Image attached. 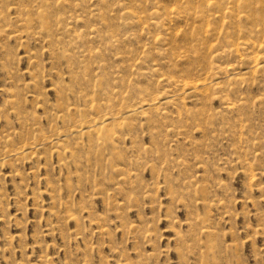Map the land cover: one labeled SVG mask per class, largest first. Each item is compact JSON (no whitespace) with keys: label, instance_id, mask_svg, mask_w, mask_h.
<instances>
[{"label":"rangeland","instance_id":"1","mask_svg":"<svg viewBox=\"0 0 264 264\" xmlns=\"http://www.w3.org/2000/svg\"><path fill=\"white\" fill-rule=\"evenodd\" d=\"M23 1L29 4L35 0H9L7 5L1 0L0 3V8L6 7L4 14L8 12V22L14 23L8 28L6 22L5 25L1 22L0 29L24 31L25 34L22 33V40L9 38L7 35L0 36V264H204L198 255V247L193 249L194 252L182 247V244L198 246V241L190 238L192 232L200 242H206L207 237H203L198 231L203 220V224L211 225L215 231L216 248L214 254L211 253L205 259L207 264H264V193L258 189L260 184L264 185V79L261 75L254 78L249 70H242L244 74L241 76L246 78L238 85L235 84L236 89L231 86L230 73L219 74L217 80L228 86L230 84L229 87L234 89L232 94L246 98L247 105L241 107L242 111L239 108L223 113L221 101L217 98L202 107L201 98L197 100L199 97L187 96L178 107L168 108V105L160 104L164 102L161 100L157 105L161 106L164 112L162 114L138 113L134 117L121 119V126L112 121V125L106 128L116 135L114 144L111 145L95 134H73L75 126L107 113L108 109L102 106L100 108L99 104L106 103L108 96L114 91L120 90L118 95H112L110 99V104L116 109L126 107L136 101L137 97L147 93L163 98L164 90L171 89L172 86L162 80L178 81L191 68L194 70L195 65V68H200L201 63L188 57L195 55L190 43L197 44L198 41L191 38V33L170 30L166 16L155 18L151 13V4L143 5V11L138 0H105V5L100 3L102 0H68L65 7L55 5V0H47L50 3L44 4L42 8L49 13L50 31L41 30L42 35L33 38L27 36V33L40 30L39 25L26 28L20 23L16 26L17 23L14 22L19 16V3L22 4ZM157 1L164 7H170L169 0ZM70 2L73 4L69 5ZM125 10L131 11L133 16L129 17ZM51 12L56 16L51 15ZM67 17H70L69 20ZM175 19L177 17L173 18L171 24H181L180 29H183L185 22ZM52 24L54 25L51 26ZM65 24L68 26L66 29ZM144 28L146 29L143 30ZM73 39H78L81 45L76 41L72 42ZM208 41L211 43L210 39ZM104 45H108V48ZM95 50L97 56L94 55ZM75 56L78 60H74ZM233 59L224 57L213 60L211 64L221 67L238 65ZM151 86L155 87L153 89L156 93L152 92ZM79 87L81 88L78 89ZM144 87L147 89L143 90ZM229 91L224 93L236 98ZM170 96L174 97V94ZM12 97L19 102L13 105L10 102ZM91 103L96 105V109L89 108ZM251 107L252 110H249ZM155 115L156 118H153ZM231 117L234 118L232 121ZM198 118L203 119L202 122L205 120L204 123ZM140 120L142 121L138 122ZM153 126L156 129L153 130ZM9 133L10 137L2 141V137ZM19 140L22 141L19 143ZM33 143L40 145L31 148ZM57 144L62 148H58ZM93 144H96V149ZM134 145L138 147L137 150ZM124 149L126 150L123 151ZM190 160H193L192 164ZM105 162L107 164L104 168ZM209 164H213L212 169ZM192 165L195 171L198 169L197 172L191 168ZM187 168L188 171L185 170ZM246 168H253L254 172L260 173L251 180ZM190 182H194L192 187H189ZM214 200H221L225 207H216ZM192 224L198 225H195L197 233L192 229ZM181 252L184 255L180 256Z\"/></svg>","mask_w":264,"mask_h":264},{"label":"bare ground","instance_id":"2","mask_svg":"<svg viewBox=\"0 0 264 264\" xmlns=\"http://www.w3.org/2000/svg\"><path fill=\"white\" fill-rule=\"evenodd\" d=\"M3 1H5V3L7 2L8 3V1L9 0H3ZM13 1V0H12ZM31 0H29V2H30ZM51 1H53V0H51ZM119 1V0H118ZM139 2H140V7H141V9L143 10V11H145V6H143V5H148V4H151V13L153 14V16L155 17V18H160V17H163V16H166V18H168V19H166V20H168V22H166L167 24H169L170 23V30L171 29H174V30H177V31H179V32H183L184 34H192L193 36L191 37L194 41L196 40V41H198V43L197 44H193V42L192 41H190V42H192V43H190V45H191V51L192 52H195V55H193V56H188L189 58H192L193 60H195V61H197V62H199V63H201V66H200V68L199 67H197V68H195V66H194V70H192V68H191V71H189V72H186L183 76H182V79L181 80H174V81H172V80H170V79H165V80H162L164 83H166V84H169V86H172V88L171 89H165L164 90V97L163 98H161V99H159V97L157 96V95H151V94H149V93H147V95H144V96H141L140 98H136V97H132V98H136L135 100L136 101H134L133 103H129L126 107H121V108H118V109H116V108H114V107H112V105L110 104V99H111V97H112V95H114V96H116V95H118L119 94V92H120V90H119V92L118 91H114V92H112L111 93V95H109L108 96V99H107V101H106V103H102L103 105H101V104H99V107L100 106H102V107H104V108H107L108 109V111H107V113H105V114H103V115H100L99 116V118H97V119H95V118H92V119H90V120H85L84 121V123L83 124H80V125H77V126H75V130L72 132L73 134L74 133H78V132H83V133H86V134H92V136H93V134H95V135H97V136H100V138H102L104 141H106V142H110L109 143V145H111V143L112 144H114V139L116 138V135H115V132H111V131H108V130H106V128L107 127H109L110 125H112V123H117V126H121L122 125V123L123 122H119V121H121V119H125V118H128L129 116H133L134 117V115L135 114H147L148 112H154L155 114H162V113H164V112H162L163 110H162V108H161V106L160 105H157V104H159L160 103V101L161 100H164V102H161L160 104L162 105V104H164V105H168V108H170V107H175V106H180V105H182V103L184 102V100L185 99H187L188 97L187 96H191V97H199V98H197V100L198 99H200L201 100V104H202V107L203 106H206V105H208L209 104V101L210 100H213V99H215V98H217L218 100H220L221 101V104H222V111H223V113L224 112H233V111H235V110H238L239 108H240V110H241V107L243 108V107H246L245 106V104L247 105V102L245 101L246 100V98H244V97H237L234 93V95L232 94V92L231 91H234V89L233 88H236V86H235V84L236 85H238V83L239 82H242V80H244L245 81V76H244V78L241 76V75H243L244 73V71H250L251 73H253L254 74V78L256 77V76H258V75H261L260 77L262 78V79H264V0H169V4H170V7L169 8H167V7H164V6H162L157 0H138ZM22 2V1H21ZM25 1H23V3L21 4V3H19L20 5H19V9H18V11H19V16H17L16 18H15V23H17V25L16 26H18V24L20 23V24H22V25H24L26 28H28V27H31V26H35L36 27V25H39L40 26V30H38V31H35V30H33V31H29L28 33H27V36H30V37H33V38H39L40 37V35H42L41 33H42V31L43 30H45V31H50V25H49V20H48V15H49V13H48V11H46L45 9H43L42 7H43V5L44 4H47V3H50V2H48L47 0H35L34 1V3L32 2V3H29V4H26V3H24ZM68 0H55V2H54V4L55 5H58V4H60L61 6H66V5H68ZM124 2V1H123ZM134 2H135V0H134ZM0 3H1V0H0ZM7 3H6V5H7ZM98 3V2H97ZM100 3H102V4H104L105 3V0H102V1H100ZM107 3V2H106ZM148 3V4H147ZM11 4V3H10ZM71 4H73V2H70L69 3V5H71ZM75 4V3H74ZM111 4V3H110ZM137 4V3H136ZM90 5V4H89ZM100 5V4H99ZM98 5V6H99ZM105 5V4H104ZM112 5V4H111ZM117 5H120V4H117ZM132 5V4H131ZM1 6V5H0ZM14 6V5H13ZM18 6V5H17ZM75 6V5H74ZM98 6H96L95 5V7H98ZM129 6V5H128ZM134 6H137V5H134ZM12 7V6H11ZM80 7V6H79ZM53 8V7H52ZM51 8V9H52ZM55 8V7H54ZM81 8V7H80ZM110 8V7H109ZM58 9V8H57ZM68 9V8H67ZM70 9V8H69ZM68 9V10H69ZM75 9H76V7H75ZM6 10V7H1L0 8V24H1V22H6V23H4V25L6 24V26H8V28H10V25H12V24H14V23H11L10 21L8 22V17L6 16V14L8 13V12H6V14H4L5 11ZM68 10H67V12H68ZM94 10V9H93ZM105 10H106V8H105ZM92 11V10H91ZM100 11V10H99ZM108 11V10H107ZM111 11V10H110ZM52 12H53V10H52ZM51 12V15H54V16H56V14L55 13H52ZM70 12V11H69ZM68 12V13H69ZM84 12V11H83ZM117 12V11H116ZM124 12H126V10L124 11ZM12 13V12H11ZM76 13V12H75ZM93 13V12H92ZM139 13V12H138ZM126 14H128L129 15V17L130 16H133V13L131 12V11H127L126 12ZM50 15V16H51ZM61 15V13L59 14V16ZM75 15V14H74ZM107 15H110L109 13L107 14ZM135 15V14H134ZM143 15V14H142ZM146 15V14H145ZM8 16H9V14H8ZM83 16V15H82ZM90 16H91V14H90ZM99 16H100V14H99ZM148 16V15H147ZM80 17V16H79ZM86 17V16H85ZM92 17V16H91ZM91 17H90V19H91ZM116 17V16H115ZM139 17H141V15L140 16H138V18ZM148 17H150V16H148ZM177 17V19H182L185 23V26H184V28L183 29H180V25L181 24H179V26H176V24L175 25H172L171 24V21H173V18H176ZM13 18V17H12ZM68 18V20H69V18L70 17H67ZM72 18L74 19V17L72 16ZM52 19H53V17H52ZM75 19H77V17L75 18ZM86 19V18H85ZM177 19H175V20H177ZM53 20H55V19H53ZM79 20V19H78ZM62 21H63V23L65 22L64 21V19H62ZM66 21H67V19H66ZM150 21V20H149ZM148 21V22H149ZM74 22V21H73ZM83 22V21H82ZM81 22V23H82ZM92 22V21H91ZM109 22V21H108ZM116 22V21H115ZM137 22V21H136ZM135 22V23H136ZM151 22V21H150ZM154 22V21H153ZM77 23V22H76ZM165 23V24H166ZM55 24V23H54ZM54 24H52L51 26H53ZM84 24V23H83ZM96 24H97V22H96ZM126 24V23H125ZM128 24V23H127ZM151 24V23H150ZM157 24V23H156ZM164 24V25H165ZM71 25V24H70ZM79 25H80V23H79ZM82 25V24H81ZM87 25H88V23H87ZM94 25H95V22H94ZM146 25V24H145ZM73 26V25H72ZM90 26H92V24H90ZM97 26H99V25H97ZM96 26V27H97ZM110 26V25H109ZM12 27V26H11ZM13 27H15V25H13ZM56 27V26H55ZM60 27V26H59ZM66 27H68L67 26V24H65L64 25V28L66 29ZM82 27H83V25H82ZM146 27V26H145ZM151 27V26H150ZM52 28H54V27H52ZM78 28H79V26H78ZM109 28V27H108ZM113 28H114V25H113ZM118 28V27H117ZM140 28V27H139ZM16 29V28H15ZM15 29H13V30H15ZM19 29V28H18ZM59 29V28H58ZM85 29H87V28H85ZM106 29V28H105ZM146 28H144L143 30H145ZM42 30V31H41ZM54 30H56V29H54ZM88 30V29H87ZM87 30H86V32L85 33H87ZM96 30V29H95ZM100 30V29H99ZM57 31H59V30H57ZM74 31V30H73ZM89 31L90 30H88V33H89ZM111 31V30H110ZM135 31H137V30H135ZM173 31V30H172ZM190 31V32H189ZM24 31H22V32H18V31H8L7 29H4V28H1L0 29V36L1 35H7L9 38L10 37H12V38H14L15 40H22V38H23V33ZM54 32V31H53ZM65 32V31H64ZM101 32V31H100ZM107 32V31H106ZM113 32V31H112ZM158 32V31H157ZM165 32H166V30H165ZM23 33V34H22ZM55 34L57 33V32H54ZM59 33V32H58ZM73 33V32H72ZM79 33H80V31H79ZM90 33H91V31H90ZM93 33V32H92ZM139 33V32H138ZM162 33V32H161ZM167 33V32H166ZM46 34V33H45ZM98 34V33H97ZM129 34H131L130 32H129ZM25 35V34H24ZM89 35V34H88ZM116 35H118V33L116 34ZM122 35V34H121ZM53 36H54V34H53ZM58 36V35H57ZM60 36V35H59ZM66 36V35H65ZM75 36V35H74ZM73 36V38H77V37H74ZM103 36H105V35H103ZM108 36V35H107ZM107 36H105V37H107ZM158 36V35H157ZM159 36H161V35H159ZM166 36H167V34H166ZM184 36H186V35H184ZM29 37V38H30ZM42 37V36H41ZM55 37V36H54ZM72 37V36H71ZM79 37V36H78ZM121 37V36H120ZM161 37H163L164 38V36H161ZM172 37V36H171ZM171 37H170V39H171ZM9 38H7V39H9ZM51 38H52V36H51ZM55 38H58V37H55ZM80 38V37H79ZM114 38V37H113ZM118 38V37H117ZM153 38V37H152ZM158 38V37H157ZM107 39V38H106ZM109 39V38H108ZM208 39H210L211 40V43L208 41ZM47 40V39H46ZM52 40H54V39H52ZM57 40V39H56ZM80 40V39H79ZM105 40V39H104ZM110 40V39H109ZM116 40V39H115ZM114 40V41H115ZM118 40V39H117ZM121 40V39H120ZM59 41V40H58ZM75 42L76 41V39L74 40H72V42ZM111 41V40H110ZM179 41V40H178ZM185 41V40H184ZM207 41H208V43H207ZM54 42H55V40H54ZM76 42H80V41H78V39H77V41ZM181 42V41H180ZM24 43V42H23ZM68 43V42H67ZM87 43V42H86ZM99 43V42H98ZM110 43V42H109ZM120 43V42H119ZM63 44V43H62ZM74 44V43H73ZM80 44V43H79ZM122 44V43H121ZM186 44V43H185ZM60 45H61V42H60ZM67 45V44H66ZM81 45V44H80ZM172 45V44H171ZM187 45H189V44H187ZM186 45V46H187ZM51 46V45H50ZM52 46H54V45H52ZM83 46V45H82ZM81 46V47H82ZM88 46V45H87ZM98 46V45H97ZM108 46V45H107ZM107 46H105L104 45V47H106V49L108 48ZM154 46V45H153ZM170 46V45H169ZM59 47V46H58ZM177 47V46H176ZM62 48V47H61ZM93 48H94V46H93ZM102 48V47H101ZM110 48V47H109ZM175 48V47H174ZM178 48V47H177ZM66 49H68V48H66ZM73 49V48H72ZM71 49V50H72ZM78 49H81L80 47L78 48ZM87 49V48H86ZM94 49H96V48H94ZM104 49V48H103ZM162 49V48H161ZM9 50V49H8ZM89 50V49H88ZM88 50H86V51H88ZM113 50V49H112ZM57 51H60V50H57ZM56 51V52H57ZM80 51V50H79ZM96 51V50H95ZM97 51H99L98 49H97ZM97 51L95 52V56H97L96 55V53H97ZM120 51V50H119ZM171 51V50H170ZM180 51V50H179ZM10 53H11V51H9ZM68 52V51H67ZM151 52V51H150ZM61 53H63V52H61ZM69 54H70V52H68ZM82 52L80 51V54H81ZM88 53V52H87ZM94 53V52H93ZM170 53H173L172 51L170 52ZM184 53V52H183ZM12 54V53H11ZM126 54V53H125ZM177 54H178V52H177ZM187 54V53H186ZM9 55V54H8ZM117 55V54H116ZM169 55V54H168ZM172 55V54H171ZM73 56V55H72ZM77 56V55H76ZM75 56V58L76 59H74V60H78L77 58L78 57H76ZM80 56V55H79ZM90 57V56H89ZM118 57V56H117ZM127 57V56H126ZM125 57V58H126ZM178 57V56H177ZM224 57H233L234 59H233V61L235 60V61H237L238 62V65H234V66H230V67H221V65H219V66H215V65H213V64H211L212 63V61L213 60H218V59H222V58H224ZM11 58V57H10ZM84 58H86V57H84ZM88 58V57H87ZM96 58V57H95ZM132 58V57H131ZM179 58V57H178ZM31 59V58H30ZM72 59H73V57H72ZM104 59V58H103ZM102 59V60H103ZM122 59H123V57H122ZM129 59V58H128ZM175 59V58H174ZM14 59H12V61H13ZM169 60V59H168ZM178 60V59H177ZM176 60V61H177ZM11 61V62H12ZM89 61V60H88ZM93 62H94V60H92ZM97 61V60H96ZM99 61V60H98ZM101 61V60H100ZM158 61H160V60H158ZM170 61V60H169ZM189 61V60H188ZM194 61V62H195ZM71 62V61H70ZM76 62V61H75ZM91 62V61H90ZM89 62V63H90ZM227 62H228V60H227ZM227 62H225V63H227ZM230 62V61H229ZM77 63H78V61H77ZM160 63V62H159ZM171 63V62H170ZM173 63V62H172ZM171 63V64H172ZM234 63V62H233ZM236 63V62H235ZM91 64H93V63H91ZM95 65H96V63H94ZM158 64V63H157ZM221 64H223V63H221ZM232 64V63H231ZM135 65V64H134ZM170 65V64H169ZM229 65V64H228ZM233 65V64H232ZM74 67H76L75 65H73ZM85 66V65H84ZM93 66V65H92ZM158 66V65H157ZM173 66H174V64H173ZM172 66V67H173ZM227 66V65H226ZM94 67H96V66H94ZM92 68V69H95V68ZM108 67V66H107ZM151 67H153V66H151ZM78 68V67H77ZM77 68H75V69H77ZM96 68H98L99 69V67L97 66ZM162 68V67H161ZM68 69H69V67H68ZM72 69V68H71ZM163 69V68H162ZM188 69H189V67H188ZM239 69V70H238ZM104 70V69H103ZM159 70H160V67H159ZM186 70V69H185ZM238 70V72L237 73H235V71H237ZM242 70H244L243 72H242ZM75 71V70H74ZM94 71V70H93ZM98 71V70H97ZM148 71H150L149 69H148ZM184 71V70H183ZM188 71V70H187ZM195 71V72H194ZM83 72V71H82ZM92 72V71H91ZM170 72V71H169ZM79 73V72H78ZM137 73V72H136ZM228 73H230L229 75V77H230V80H232V82H231V86L233 87V88H231V87H229L230 86V84H229V86H228V84L227 85H225L222 81H218L217 80V78H218V76H219V74H228ZM104 74V73H103ZM161 74V73H160ZM174 74V73H173ZM84 75V74H83ZM87 75V74H86ZM132 75V74H131ZM137 75V74H136ZM168 75V74H167ZM167 75H165V76H167ZM178 75H180V74H178ZM245 75H246V73H245ZM89 76V75H88ZM228 76V75H227ZM252 76V75H251ZM93 77H95L94 75H93ZM97 77H99V76H97ZM106 77V76H105ZM171 77V76H170ZM225 77V76H224ZM75 78V77H74ZM92 78V77H91ZM115 78V77H114ZM157 78V77H156ZM253 78V79H254ZM80 79V78H79ZM95 80L97 79L96 77L94 78ZM106 79V78H105ZM152 79V78H151ZM76 80H77V78H76ZM94 80V81H95ZM112 80V79H111ZM114 80V79H113ZM229 80V81H230ZM251 80V79H250ZM260 80V79H259ZM36 81H37V79H36ZM62 81V80H61ZM94 81H93V83H94ZM116 81V80H115ZM120 81H122V80H120ZM157 81L159 82V80L157 79ZM254 81V80H253ZM255 81L257 82V79H255ZM254 81V82H255ZM91 82H92V80H91ZM102 82V81H101ZM110 82V81H109ZM125 82V81H124ZM225 82V81H224ZM227 82V81H226ZM81 83V82H80ZM106 83V82H105ZM137 83V82H136ZM229 83V82H228ZM245 83V82H244ZM262 83V82H261ZM58 84V83H57ZM61 84V83H60ZM82 84V83H81ZM85 84V83H84ZM99 84V83H98ZM153 84H155V83H153ZM233 84V85H232ZM240 84H242V83H240ZM89 85H90V83H89ZM147 85V84H146ZM91 86V85H90ZM96 86H97V83H96ZM101 86V85H100ZM120 86H122V85H120ZM143 86H145V85H143ZM149 86V85H148ZM235 86V87H234ZM240 86V85H239ZM94 87H95V85H94ZM93 87V88H94ZM113 87V86H112ZM116 87V86H115ZM119 87V86H118ZM136 87V86H135ZM147 87V86H146ZM146 87H144L143 88V90L146 88ZM156 87H157V85H156ZM254 87V86H253ZM66 88V87H65ZM81 87H79L78 89H80ZM153 88H155V87H153ZM152 88V86H151V89H153ZM240 88V87H239ZM238 88V89H239ZM256 88V87H255ZM261 88V87H260ZM17 89V88H16ZM15 89V90H16ZM96 89H99V88H96ZM105 89V88H104ZM103 89V90H104ZM116 89V88H115ZM129 89H130V87H129ZM147 89V88H146ZM237 89V88H236ZM243 89V88H242ZM102 90V91H103ZM133 90V89H132ZM137 90V89H136ZM230 90V91H229ZM239 90H241V89H239ZM238 90V91H239ZM244 90V89H243ZM250 90V89H249ZM253 90V89H252ZM256 90V89H255ZM17 91H18V89H17ZM86 91L87 92H89L87 89H86ZM93 91H95V89L93 90ZM101 91V90H100ZM105 91V90H104ZM122 91V90H121ZM155 91H156V89H155ZM231 92V95H233L232 97H236V98H231V97H229L228 95L229 94H225V93H227V92ZM237 91V90H236ZM97 92V91H96ZM123 92V91H122ZM125 92V91H124ZM128 92V91H127ZM126 92V93H127ZM130 92V91H129ZM140 92H142V91H140ZM145 92H146V90H145ZM152 92H154V89H153V91ZM225 92V93H224ZM17 93V92H16ZM106 93V92H105ZM104 93V94H105ZM126 93H125V95H126ZM154 93H156V92H154ZM19 94H21L20 92H19ZM101 94V93H100ZM124 94V93H123ZM171 94H174V97H171L170 95ZM186 94H188V95H186ZM23 95V94H22ZM107 95V94H106ZM122 95V94H121ZM120 95V96H121ZM124 95V96H125ZM238 95H240V92L238 93ZM103 96V95H102ZM124 96H122V98L124 99ZM258 96V95H257ZM256 96V97H257ZM260 96H261V94H260ZM78 97V96H77ZM171 97V98H170ZM249 97V96H248ZM22 98V97H21ZM10 99V98H9ZM63 99V98H62ZM92 99V98H91ZM114 99V98H113ZM122 99V100H123ZM159 99V100H158ZM259 100V99H258ZM18 100H16L15 101V98H13L12 97V99L10 100V102L13 104V105H15L16 104V102H17ZM252 101V100H251ZM256 101V100H255ZM260 101H261V99H260ZM19 102V101H18ZM112 102H114V101H112ZM123 102V101H122ZM121 102V103H122ZM253 102V101H252ZM262 102V101H261ZM263 102H264V99H263ZM115 103V102H114ZM113 103V104H114ZM211 103V102H210ZM258 103V102H257ZM116 104H117V102H116ZM198 104V103H197ZM196 104V105H197ZM200 104V105H201ZM115 105V104H114ZM190 105V104H189ZM249 105V104H248ZM65 106V105H64ZM192 106V105H191ZM254 106V105H253ZM23 107V106H22ZM182 107V106H181ZM248 107L249 106H247V109H248ZM89 108L90 109H96V105H94L93 103H91V104H89ZM101 108V107H100ZM166 108V107H165ZM195 108V107H194ZM210 108H212V106L210 107ZM209 108V109H210ZM254 108V107H253ZM196 109V108H195ZM205 109V108H204ZM209 109H208V111H209ZM215 109V108H214ZM23 110V109H22ZM73 110V109H72ZM177 110V109H176ZM216 110V109H215ZM249 110H252V107H251V109H249ZM90 111V110H89ZM186 111V110H185ZM192 111V110H191ZM206 111V110H205ZM221 111V110H220ZM242 111V110H241ZM18 112H19V109H18ZM20 112H22L21 111V108H20ZM19 112V113H20ZM24 112V111H23ZM22 112V113H23ZM105 112V111H104ZM176 112V111H175ZM194 112V111H193ZM69 113V112H68ZM67 113V114H68ZM179 113V112H178ZM177 113V114H178ZM197 113V112H196ZM206 113H207V111H206ZM206 113H205V116H206ZM235 113V112H234ZM251 113V112H250ZM89 114H90V112H89ZM150 114V113H149ZM183 114V113H182ZM202 114H204V113H202ZM209 114V113H208ZM229 114V113H228ZM242 114V113H241ZM75 115H78V113L77 114H75ZM91 115V114H90ZM154 115V114H153ZM184 115V114H183ZM189 115V114H188ZM192 115H194V113L192 114ZM199 115V114H198ZM239 115V114H238ZM249 115V114H248ZM156 116L157 115H155V116H152L153 118L155 117L156 118ZM204 116V115H203ZM204 116V117H205ZM209 116H212V115H209ZM246 116V115H245ZM251 116V115H250ZM62 117V116H61ZM70 117V116H69ZM93 117V116H92ZM136 117V116H135ZM145 117V116H144ZM166 117V116H165ZM181 117V116H180ZM223 117H225V116H223ZM228 117H230V116H228ZM160 118V117H159ZM216 118V117H215ZM221 118V117H220ZM199 120H201L200 122H202V120L203 119H200V118H198ZM209 119V118H208ZM217 120H218V118H216ZM232 119H234L233 117H231V121H232ZM246 119V118H245ZM22 120H25V119H23L22 118ZM68 120V119H67ZM67 120H66V122H67ZM143 120V119H142ZM142 120H140V121H138V122H141ZM162 120V119H161ZM189 120V119H188ZM225 120H226V118H225ZM69 121H70V119H69ZM112 121H114V122H112ZM115 121H117V122H115ZM123 121V120H122ZM134 121H135V119H134ZM153 121H154V119H153ZM157 121V120H156ZM181 121V120H180ZM205 121V120H204ZM204 121L202 122V123H204ZM206 121H208V120H206ZM230 121V120H229ZM239 121V120H238ZM237 121V122H238ZM112 122V123H111ZM159 122V121H158ZM167 122V121H166ZM191 122H193L192 121V119H191ZM215 122V121H214ZM217 122V121H216ZM240 122V121H239ZM137 123V122H136ZM154 123H155V121H154ZM157 123V122H156ZM178 123V122H177ZM228 123V122H227ZM226 123V124H227ZM231 123V122H230ZM248 123V122H247ZM69 124V123H68ZM132 124V123H131ZM139 124H141V123H139ZM170 124V123H169ZM184 124V123H183ZM187 124H189V123H187ZM239 124V123H238ZM250 124H252V123H250ZM254 124V123H253ZM72 125V124H71ZM152 125V124H151ZM158 125V124H157ZM197 125V124H196ZM205 125H206V122H205ZM216 125V124H215ZM231 125H232V123H231ZM255 125V124H254ZM129 126V125H128ZM132 126V125H131ZM184 126V125H183ZM186 126H189V125H186ZM208 126V125H207ZM237 126V125H236ZM126 127V126H125ZM124 127V128H125ZM159 128H160V126H158ZM166 127V126H165ZM172 127V126H171ZM174 127H176V126H174ZM181 127V126H180ZM191 127H193V126H191ZM195 127V126H194ZM234 127V126H233ZM123 128V129H124ZM139 128V127H138ZM137 128V129H138ZM150 128V127H149ZM173 128V127H172ZM189 128V127H188ZM203 128V127H202ZM240 128V127H239ZM253 128V127H252ZM114 129V128H113ZM145 129V128H144ZM154 129H156V128H154V126H153V130ZM163 129V128H162ZM190 129V132H192L191 131V128H189ZM188 129V130H189ZM198 129V128H197ZM208 129V128H207ZM226 129H227V126H226ZM232 129H234V128H232ZM241 129V128H240ZM239 129V130H240ZM111 130V129H110ZM136 130V129H135ZM140 130V129H139ZM125 131V130H124ZM142 131V130H141ZM178 131V130H177ZM181 131V130H180ZM202 131V130H201ZM208 131V130H207ZM206 131V132H207ZM210 131V130H209ZM227 131H228V129H227ZM229 131H231V130H229ZM232 131H234V130H232ZM250 131V130H249ZM249 131H247V132H249ZM119 132H121L120 130H119ZM136 132H138V131H136ZM161 132V131H160ZM160 132H159V134H160ZM182 132V131H181ZM179 133V134H182V133ZM219 132V131H218ZM236 132H239V131H236ZM246 132V131H245ZM59 133V132H58ZM125 133V132H124ZM130 133V132H129ZM187 132L185 131V134H186ZM220 133V132H219ZM221 134V133H220ZM231 134V133H230ZM238 134V133H237ZM10 133L8 134V135H6V136H3L2 137V141H6V139L8 138V137H10ZM12 135H14V138H15V133H13ZM117 135H119V134H117ZM136 135V134H135ZM167 135V134H166ZM188 135V134H187ZM232 135V134H231ZM63 136V135H62ZM61 136V137H62ZM90 136V135H89ZM120 136V135H119ZM134 136V135H133ZM133 136H132V139H133ZM160 136H162L161 134H160ZM172 136V135H171ZM174 136V135H173ZM178 136V135H177ZM190 136V135H189ZM225 136H226V134H225ZM245 136V135H244ZM18 137V136H17ZM60 137V138H61ZM168 137V136H167ZM166 137V138H167ZM232 137V136H231ZM230 137V138H231ZM252 137V136H251ZM13 138V139H14ZM59 138V137H58ZM81 138V137H80ZM79 138V139H80ZM94 139H95V136L93 137ZM128 138V137H127ZM127 138H125V139H127ZM135 138V137H134ZM180 138H183V137H180ZM240 138V137H239ZM16 139V138H15ZM14 139V140H15ZM27 139V138H26ZM98 139V138H97ZM151 139V138H150ZM155 139V138H154ZM165 139V138H164ZM179 139V138H178ZM229 139V138H228ZM18 140V139H17ZM25 140V139H24ZM38 140V139H37ZM49 140V139H48ZM62 140V139H61ZM139 140V139H138ZM160 140V139H159ZM174 140V139H173ZM194 140V139H193ZM258 140V139H257ZM16 141V140H15ZM20 141H22V140H19V143H20ZM51 141V140H50ZM53 141V140H52ZM76 141V140H75ZM126 141V140H125ZM133 141H134V139H133ZM166 141V140H165ZM178 141H180V140H178ZM184 141V140H183ZM196 141V140H195ZM252 141H254V140H252ZM47 142H49V141H47ZM54 142V141H53ZM138 142H140V141H137V143ZM173 142V141H172ZM177 142V141H176ZM194 142V141H193ZM18 143V142H17ZM58 143V142H57ZM89 143V142H88ZM136 143V144H137ZM159 143H161V141L159 142ZM158 143V144H159ZM205 143V142H204ZM240 143H242V142H240ZM244 143V142H243ZM34 145H32V147L31 148H35L36 146H39L40 144H38V143H33ZM42 144H44V143H42ZM80 144V143H79ZM92 144V143H91ZM120 144V143H119ZM121 144H123V143H121ZM135 144V143H134ZM141 144V143H140ZM171 144V143H170ZM188 144V143H187ZM208 144V143H207ZM253 144V143H252ZM93 145H95L94 147H95V149H96V144H93ZM210 145V144H209ZM237 145V144H236ZM239 145V144H238ZM249 145V144H248ZM24 146V145H23ZM98 146V145H97ZM102 146V145H101ZM57 147L58 148H62V146L60 145V144H57ZM109 147V146H108ZM113 147V146H112ZM125 147V146H124ZM185 147V146H184ZM183 147V148H184ZM203 147V146H202ZM235 147V146H234ZM238 147V146H237ZM119 148V147H118ZM118 148H117V150H118ZM134 148H136V150H137V148L138 147H135V145H134ZM162 148V147H161ZM213 148V147H212ZM28 149V148H27ZM104 149V148H103ZM142 149V148H141ZM34 150V149H33ZM51 150H52V148H51ZM111 150H112V148H111ZM126 149H124L123 151H125ZM154 150H157V148L156 149H154ZM184 150V149H183ZM3 151V150H2ZM22 152H23V150H21ZM58 151V150H57ZM56 151V152H57ZM64 151V150H63ZM78 151H80V150H78ZM93 151H95V150H93ZM97 151V150H96ZM95 151V152H96ZM182 151V150H181ZM195 151H197V150H195ZM201 151V150H200ZM204 151V150H203ZM240 151V150H239ZM11 152V151H10ZM35 152V151H34ZM94 152V153H95ZM116 152V151H115ZM120 152V151H119ZM118 152V153H119ZM143 152V151H142ZM167 152V151H166ZM202 152V151H201ZM205 152V151H204ZM17 153H21V152H19V151H17ZM93 153V152H92ZM101 153V152H100ZM108 153H109V151H108ZM133 153V152H132ZM144 153V152H143ZM197 153V152H196ZM240 153H241V151H240ZM16 154V153H15ZM78 154V153H77ZM126 154V153H125ZM155 154V153H154ZM166 154V153H165ZM192 154H193V151H192ZM205 154V153H204ZM251 154V153H250ZM255 154V153H254ZM12 155H14L13 153H12ZM35 155V154H34ZM83 155V154H82ZM87 155V154H86ZM117 155V154H116ZM127 155V154H126ZM130 155V154H129ZM134 155V154H133ZM167 155V154H166ZM185 155V154H184ZM193 155H195V154H193ZM210 155V154H209ZM253 155V154H252ZM84 156V155H83ZM106 156V155H105ZM125 156V155H124ZM151 156V155H150ZM186 156V155H185ZM243 156V155H242ZM241 156V157H242ZM251 156V155H250ZM7 157H9V156H7ZM19 157H21V156H19ZM79 157V156H78ZM92 157H93V155H92ZM107 157H108V155H107ZM134 157V156H133ZM155 157V156H154ZM179 157L180 156H178V159H179ZM195 157V156H194ZM244 157V156H243ZM6 158V157H5ZM23 158V157H22ZM21 158V160H23ZM86 158V157H85ZM132 158V157H131ZM177 158V157H176ZM192 158V157H191ZM250 158V157H249ZM4 159V158H3ZM72 159V158H71ZM87 159V158H86ZM94 159L96 160V158L94 157ZM107 159V158H106ZM126 159V158H125ZM187 159H188V157H187ZM224 159V158H223ZM247 159V158H246ZM245 159V160H246ZM80 160V159H79ZM94 160V161H95ZM141 160V159H140ZM146 160V159H145ZM150 160V159H149ZM165 160V159H164ZM184 160H185V158H184ZM81 161H82V158H81ZM128 161V160H127ZM135 161V160H134ZM146 161H148V160H146ZM162 161H163V159H162ZM189 161V160H188ZM193 161V160H192ZM191 160H190V164H192L193 162H192ZM210 161V160H209ZM232 161H234V160H232ZM244 161V160H243ZM247 161V160H246ZM77 162H80V161H78V159H77ZM139 162H141V163H143V161H139ZM148 162H150V161H148ZM166 162V161H165ZM173 162V161H172ZM176 162V161H175ZM173 163L174 165L176 164V163ZM224 162V161H223ZM253 162V161H252ZM145 163V162H144ZM143 163V164H144ZM147 163V162H146ZM233 163V162H232ZM243 163V162H242ZM246 163V162H245ZM84 164H85V160H84ZM96 164V163H95ZM106 162H105V165H104V168L106 167ZM142 164V165H143ZM166 164V163H165ZM219 164V163H218ZM248 164V163H247ZM194 165V164H193ZM193 165H192V167L191 168H193V170H194V167H193ZM208 165V164H207ZM210 165V164H209ZM211 165H213V164H211ZM211 165H210V169H212L211 168ZM250 165V164H249ZM139 166V165H138ZM178 166V165H177ZM191 166V165H190ZM190 166L188 167V168H190ZM220 166V165H219ZM251 166V165H250ZM127 167V166H126ZM195 167H197L196 165H195ZM140 168V167H139ZM144 168V167H143ZM177 168V167H176ZM188 168L187 169H185L186 171H188ZM190 168V169H191ZM201 168V167H200ZM203 168V167H202ZM100 169V168H99ZM196 169V168H195ZM247 170H246V172H247V175H248V177L251 179V180H254L257 176H258V174L260 173H256V172H254V169L253 168H246ZM85 171H86V169H84ZM92 170V169H91ZM106 170V169H105ZM131 170V169H130ZM179 170H180V168H179ZM197 170L198 169H196V171L195 172H197ZM255 170H257V169H255ZM264 169H262V171H263ZM83 171V170H82ZM93 171V170H92ZM110 171V170H109ZM159 171H161L160 169H159ZM164 171V170H163ZM191 171V170H190ZM259 171V170H258ZM87 172V171H86ZM102 172H105V171H102ZM108 172V171H107ZM143 172V171H142ZM211 172V171H210ZM213 172V171H212ZM85 173V172H84ZM94 173V172H93ZM98 173V172H97ZM106 173V172H105ZM104 173V174H105ZM110 173V172H109ZM175 173H177L176 171H175ZM127 174V173H126ZM163 174V173H162ZM198 174V173H197ZM99 176V175H98ZM106 176V175H105ZM107 176H108V174H107ZM121 176V175H120ZM181 176H183V175H181ZM190 176V175H189ZM194 176H195V174H194ZM201 176V175H200ZM89 177H91V176H89ZM135 177V176H134ZM174 177V176H173ZM178 176H176V174H175V178H177ZM196 177V176H195ZM113 178V177H112ZM261 178V177H260ZM94 179V178H93ZM116 179V178H115ZM129 179V178H128ZM171 179V178H170ZM80 180V179H79ZM172 180V179H171ZM177 180V179H176ZM181 180V179H180ZM184 180L185 179H183V182H184ZM206 180H208V179H206ZM103 181V180H102ZM106 181V180H105ZM173 181H174V178H173ZM210 181V180H209ZM214 181V180H213ZM90 182V181H89ZM119 182V181H118ZM136 182V181H135ZM164 182V181H163ZM182 182V183H183ZM103 183V182H102ZM105 183V182H104ZM129 183V182H128ZM181 183V184H182ZM198 183V182H197ZM216 183V182H215ZM221 183V182H220ZM69 184V183H68ZM87 184V183H86ZM97 184H99V183H97ZM118 184H120V183H118ZM134 184V183H133ZM147 184V183H146ZM164 184V183H163ZM175 184V183H174ZM180 184V185H181ZM94 185H96V184H94ZM106 185V184H105ZM194 185V182H190L189 183V187H192ZM167 186V185H166ZM183 186V185H182ZM217 187H218V184L216 185ZM69 187H71V186H69ZM94 187V186H93ZM99 187V186H98ZM117 187V186H116ZM115 187V188H116ZM145 187H146V185H145ZM175 187V186H174ZM213 187H215V186H213ZM101 188V187H100ZM108 188H109V186H108ZM114 188V189H115ZM138 188H139V186H138ZM184 188V187H183ZM126 189V188H125ZM130 189V188H129ZM142 189H144V187L142 188ZM167 189V188H166ZM213 189V188H212ZM258 189H259V191L261 192V193H264V185H259L258 186ZM83 190V189H82ZM96 190V189H95ZM119 190V189H118ZM133 190V189H132ZM85 191V190H84ZM93 191V190H92ZM135 190H133V192H134ZM140 192H141V190H139ZM150 191V190H149ZM168 191V190H167ZM87 192V191H86ZM103 192V191H102ZM109 192H110V190H109ZM128 192V191H127ZM199 192V191H198ZM214 192V191H213ZM212 192V193H213ZM259 192V193H260ZM141 193H143V192H141ZM140 193V194H141ZM153 193H154V191H153ZM171 193V192H170ZM84 194H85V192H84ZM125 194H127V193H125ZM124 194V195H125ZM131 194H132V192H131ZM130 194V196H132ZM182 194V193H181ZM191 194H192V192H191ZM214 194V193H213ZM83 195V194H82ZM82 195H81V197H82ZM93 195V194H92ZM133 195H135V194H133ZM186 195V194H185ZM193 195V194H192ZM223 195V194H222ZM57 196V195H56ZM56 196H54V197H56ZM84 196V195H83ZM96 196H98V195H96ZM201 196H202V194H201ZM58 197V196H57ZM102 197V196H101ZM123 197V196H122ZM129 197V196H128ZM177 197H178V199L180 198L179 197V195H177ZM188 197V196H187ZM209 197V196H208ZM83 198V197H82ZM90 198V197H89ZM98 198V197H97ZM103 198V197H102ZM133 198V197H132ZM194 198H196L195 196H194ZM207 198V197H206ZM56 199V198H55ZM108 199V198H107ZM185 199H187V198H185ZM189 199V198H188ZM208 199V198H207ZM229 199V198H228ZM190 200V199H189ZM126 201V200H125ZM124 201V202H125ZM131 201V200H130ZM130 201H126V202H130ZM195 201H197V200H195ZM177 203V202H176ZM176 203H174V204H176ZM264 203V202H263ZM190 205H192V204H190L189 203V206ZM203 205V204H202ZM214 205L217 207V206H221L222 208L223 207H225V205H224V203L221 201V200H214ZM63 206V205H62ZM211 206V205H210ZM181 207V206H180ZM190 207H192V206H190ZM201 207V206H200ZM185 209V208H184ZM200 209V208H199ZM204 209H207V208H204ZM214 209H216V208H214ZM227 211V210H226ZM224 212V211H223ZM104 213V212H103ZM108 213V212H107ZM208 213V212H207ZM96 214V213H95ZM205 214V213H204ZM75 215H76V213H75ZM94 215V214H93ZM122 215V214H121ZM264 215V214H263ZM100 216V215H99ZM189 216H190V214H189ZM94 218H95V216H93ZM124 217H125V215H124ZM70 218V217H69ZM93 219V218H92ZM101 219V218H100ZM93 221V220H92ZM95 221V220H94ZM195 221V220H194ZM109 222V221H108ZM195 222H197V220L195 221ZM203 222H205V220H203V221H201V225L199 224V226H201V228L198 230L199 232H200V234L204 237H207V240H206V242H200L201 240L200 239H196V234H194V232H192L191 234H190V238H191V240L192 241H198V246H184V244H182V247H183V249L184 250H187V251H193L194 252V248H196V247H198V255L200 256V258L204 261V264H207L206 263V258L211 254V253H213L214 254V251H215V248H216V243H215V231H214V229H212V226L211 225H205V224H203ZM96 223V222H95ZM146 223V222H145ZM107 224V223H106ZM105 224V225H106ZM141 224V223H140ZM104 225V226H105ZM122 225V224H121ZM127 225V224H126ZM144 225V224H143ZM195 225L198 227V225L197 224H192L191 225V227H192V229H194L195 230V232L197 233V229H196V227H195ZM134 226V225H133ZM186 226V225H185ZM109 227H110V225H109ZM188 227V226H187ZM110 229H111V227H110ZM132 229V228H131ZM144 229V228H143ZM264 229V228H263ZM180 230V229H179ZM94 231V230H93ZM96 231V230H95ZM220 232V231H219ZM260 232H261V230H260ZM180 233H181V231H180ZM145 234V233H144ZM220 234V233H219ZM175 235V234H174ZM220 235H222V234H220ZM106 236V235H105ZM115 236V235H114ZM126 237V236H125ZM194 237H195V239H194ZM218 237V236H217ZM130 238V237H129ZM136 238V237H135ZM154 238V237H153ZM217 240V239H216ZM219 240V239H218ZM217 240V241H218ZM134 241V240H133ZM132 241V242H133ZM135 242V241H134ZM196 242H194V243H196ZM196 244V245H197ZM218 244V243H217ZM224 244V243H223ZM116 246V245H115ZM218 246H220V245H218ZM116 247H118V246H116ZM221 247V246H220ZM226 248V247H225ZM179 250V249H178ZM196 250V249H195ZM223 250V249H222ZM160 252V251H159ZM179 252V251H178ZM218 252V251H217ZM135 253V252H134ZM219 253L221 254V252L219 251ZM233 253H235V252H233ZM160 254V253H159ZM163 254V253H162ZM161 254V255H162ZM187 254H188V252H187ZM181 255H184V252H181L180 253V256ZM186 255V254H185ZM189 255H191V254H189ZM212 255V254H211ZM219 255V254H218ZM223 255V254H222ZM148 256V255H147ZM193 256V255H192ZM185 257V256H184ZM190 257L191 256H189V259H190ZM231 257V256H230ZM149 258V257H148ZM180 259V258H179ZM198 259V258H197ZM221 259H223L222 257H221ZM47 260V259H46ZM124 260V259H123ZM190 261H192L191 259H190ZM197 261H199L200 262V260H197ZM221 261H223V260H221ZM48 262V261H47ZM103 262V261H102ZM151 262V261H150ZM183 262V261H182ZM198 262V263H199ZM185 262H183V264H184ZM192 263V262H191ZM134 264V263H133Z\"/></svg>","mask_w":264,"mask_h":264}]
</instances>
